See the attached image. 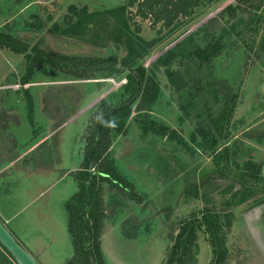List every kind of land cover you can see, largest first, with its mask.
<instances>
[{
    "label": "rangeland",
    "instance_id": "rangeland-1",
    "mask_svg": "<svg viewBox=\"0 0 264 264\" xmlns=\"http://www.w3.org/2000/svg\"><path fill=\"white\" fill-rule=\"evenodd\" d=\"M128 2L0 0V30L47 53L106 62L116 53L125 56L124 45L117 52L118 42L113 39L99 47L62 35L64 16L69 5H86L89 12H97L91 30L109 36L117 25L105 10ZM229 5L236 7L235 12ZM260 12H264V1L255 9L243 0H201L194 13L181 17L173 28L133 19L140 26V36L149 43L138 63L148 75L154 74L159 93L142 111L136 98L125 132L113 133L107 145L106 154L115 170L131 187L123 190L99 180L100 247L106 264H167L181 223L193 217L202 220V208L212 207L202 197L187 194L193 184L201 186V196L205 191L212 193L216 189L205 187V176L218 175L210 151L197 148L189 137L198 120L206 123L207 113L215 116L223 108L217 91L223 84L231 96L236 95V101L230 122L224 124L223 134L228 137L222 136L218 143L253 150L264 179V52L246 48L253 35H249L250 25L240 34L229 30L223 49L211 62L200 61L193 54L194 49L205 47V38H215L214 34L239 18L248 24ZM121 40L124 38L119 39L122 44ZM180 45L184 48L179 49ZM25 70L24 54L0 47V127L5 138H14L12 153L0 161V210L11 218L7 229L15 238L14 233L19 234L21 240H16L39 264H65L75 253L65 203L78 189L75 174L83 168L89 136L102 106H115L129 97L124 88L128 70L117 77H106L100 71L80 77L42 65L23 84ZM169 71L174 74L168 76ZM48 88L72 90L61 95L65 106L58 109L57 119L43 110ZM25 90L32 100L33 124ZM143 114L174 129L194 151L168 135L143 134L137 120ZM239 187L234 184V189ZM222 196L218 193L214 198L221 200ZM217 209L232 213L222 232L226 250L221 264H264V190L240 206L227 209L218 205ZM210 239L201 223L189 255L180 264H214L216 246ZM8 260L14 262L10 256Z\"/></svg>",
    "mask_w": 264,
    "mask_h": 264
},
{
    "label": "trees",
    "instance_id": "trees-1",
    "mask_svg": "<svg viewBox=\"0 0 264 264\" xmlns=\"http://www.w3.org/2000/svg\"><path fill=\"white\" fill-rule=\"evenodd\" d=\"M258 1V3H254L252 0H243L255 9H259L264 0ZM200 3L201 0H129L127 5L105 10V13L112 15L113 23L115 22L117 25L115 30H112L111 36L106 34L101 36L91 30L90 23L94 20L97 12H89L86 5L81 7L74 4L69 5L68 13L64 16L65 26L59 31L62 35L99 47L107 46L109 41L113 39L118 42L115 45L117 52L124 45L125 56L122 57L116 53L110 56L106 62L94 58L47 53L41 51L38 46L29 47L27 43L20 41L12 34L0 30V47L7 48L17 54H24L26 58V70L22 78L23 84H26L35 69L42 67V65L71 71L80 77L89 76L88 73L91 71H100L106 77H117L123 69L128 70L127 83L124 88L129 92V97L118 105L104 104L102 106V113L97 116L89 136L83 168L75 174L78 189L65 203L68 212V230L75 249L74 255L66 260L65 264H106L100 247L99 216L101 211L99 208L101 201L99 180H108L123 190H128L131 187V184L115 170L113 161L106 154L107 145L113 133L125 132L126 121L131 114V106L136 98H139L137 107L142 111L154 102L159 93V85L153 77L154 74L148 75L146 69L138 63L139 59L148 52L149 43L140 36V26L132 22L133 19L139 17L142 20H149L153 27L160 25L163 28H173L181 17L191 16ZM129 7H134L135 10L133 11ZM228 9L235 12L236 7L229 5ZM106 20L110 21L109 19ZM104 22L105 20H101L102 24ZM247 25H250V30L252 29L249 35L252 32L253 35L250 36L251 42L245 43L246 48L248 51H254L255 48L257 53L264 52V12H260V14L253 15L248 24L239 18L230 23L226 29H221L219 33L214 34L215 38H205V47L194 49L193 54L200 61L211 62L224 47V35L229 34L230 31L240 34L246 30ZM261 30L262 34L258 35ZM122 37L124 42L121 40V44L119 39ZM182 48L184 47L180 45L179 49ZM173 74V71L168 72V76ZM137 79L141 89L136 96ZM224 85H221L217 90L224 103L219 114L214 116L207 113L205 117L208 115L209 121L203 123L202 119L198 120L199 124L189 137L190 142L196 144L197 148H205L206 152L210 151L211 160L218 175L209 177L207 174L205 176V187L211 185L216 189L212 193L205 191L201 196L199 190L201 186L193 184L187 190V194H191L195 198L202 197L205 202L212 203V207L205 206L202 208V220L193 217L181 223V231L174 239L167 264H180L189 255L201 223L205 225V230L210 234L211 243L216 246L215 254L218 248L216 264H221L226 250L222 232L225 224L230 223L232 213L231 211V214L229 212L221 213L217 206L222 205L227 209L235 208L264 190V179L260 174L261 167L253 157V150L251 151L249 147L235 149L231 148L229 144L218 143L222 136H225L222 139L228 137V133L223 134L225 131L224 124L230 122L236 101V95L232 94L231 96L230 89ZM68 91L71 92L72 90ZM68 91L66 88H48L45 92L43 110L49 118L57 119L58 109L65 106L61 95ZM28 94V91L25 90L29 119L33 124L32 100ZM142 116L137 120L143 134L152 132L168 135L178 144L186 146L192 152L194 151L193 145L188 144L182 137L178 136L174 129L158 124L145 114ZM13 140L14 138H5L0 127V161L5 158L4 156L12 153L14 144L11 142ZM225 181L227 184L224 186ZM235 183H239L240 187L234 189ZM218 193L223 195L221 200L214 198ZM8 256L13 259L10 252L0 243V264H14L8 260Z\"/></svg>",
    "mask_w": 264,
    "mask_h": 264
},
{
    "label": "water",
    "instance_id": "water-1",
    "mask_svg": "<svg viewBox=\"0 0 264 264\" xmlns=\"http://www.w3.org/2000/svg\"><path fill=\"white\" fill-rule=\"evenodd\" d=\"M137 94L140 92V82L137 79ZM108 115V114H107ZM0 243L10 252L12 258L16 264H39L33 255L27 251L11 234L7 227L0 220ZM218 257V248L217 256L214 261V264L217 263Z\"/></svg>",
    "mask_w": 264,
    "mask_h": 264
},
{
    "label": "crops",
    "instance_id": "crops-1",
    "mask_svg": "<svg viewBox=\"0 0 264 264\" xmlns=\"http://www.w3.org/2000/svg\"><path fill=\"white\" fill-rule=\"evenodd\" d=\"M40 169H42V168H40ZM0 220L2 221V223L5 225V226H9L10 225V222H11V218L9 217V216H7V214H4V213H2V211L0 210ZM15 234V236H16V238L18 239V240H21V239H19V234L18 233H14ZM13 263H15V262H13Z\"/></svg>",
    "mask_w": 264,
    "mask_h": 264
}]
</instances>
